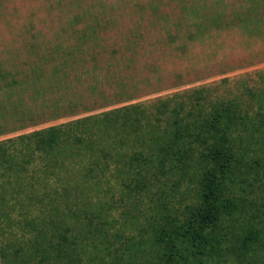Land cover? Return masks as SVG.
I'll return each instance as SVG.
<instances>
[{"label": "trees", "instance_id": "1", "mask_svg": "<svg viewBox=\"0 0 264 264\" xmlns=\"http://www.w3.org/2000/svg\"><path fill=\"white\" fill-rule=\"evenodd\" d=\"M115 188L144 226L113 214ZM263 191L264 87L125 104L0 140V234L20 237L1 262L80 264L123 235L128 264L245 257L264 246Z\"/></svg>", "mask_w": 264, "mask_h": 264}, {"label": "rangeland", "instance_id": "2", "mask_svg": "<svg viewBox=\"0 0 264 264\" xmlns=\"http://www.w3.org/2000/svg\"><path fill=\"white\" fill-rule=\"evenodd\" d=\"M204 84L264 87V0H0V140ZM113 191L120 222L144 226ZM128 242L89 246L80 264H128ZM207 264H264V246Z\"/></svg>", "mask_w": 264, "mask_h": 264}]
</instances>
